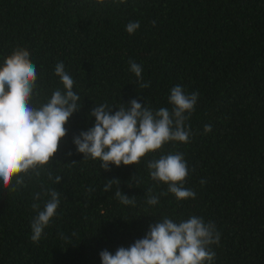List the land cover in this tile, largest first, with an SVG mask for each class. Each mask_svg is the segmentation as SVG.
I'll use <instances>...</instances> for the list:
<instances>
[{
    "label": "trees",
    "instance_id": "1",
    "mask_svg": "<svg viewBox=\"0 0 264 264\" xmlns=\"http://www.w3.org/2000/svg\"><path fill=\"white\" fill-rule=\"evenodd\" d=\"M129 22L140 25L131 35ZM20 48L36 66L33 106L63 90L54 74L62 62L81 108L39 178L25 177L14 192L0 186V264H102V251L131 246L165 217L178 223L192 216L220 234L211 264H264V0H0V65ZM129 61L142 66L150 87H140ZM177 85L198 93L188 143L169 142L139 165L108 172L100 161H83L73 139L95 125V106L107 104L114 114L137 100L154 112L170 110ZM170 153L183 154L184 187L194 199L161 195L167 185L151 179L147 163ZM113 179L134 204L116 198V184L103 191ZM149 188L156 205L146 202ZM49 190L59 192L60 204L33 243L31 223Z\"/></svg>",
    "mask_w": 264,
    "mask_h": 264
},
{
    "label": "clouds",
    "instance_id": "2",
    "mask_svg": "<svg viewBox=\"0 0 264 264\" xmlns=\"http://www.w3.org/2000/svg\"><path fill=\"white\" fill-rule=\"evenodd\" d=\"M111 2L123 4L125 0ZM95 4L103 6L105 0H95ZM139 26V22H129L126 31L131 35ZM29 57L27 50L16 49L0 65V186L7 192L23 186L25 177L33 174L40 177L67 135L68 120L81 108L80 97L73 91L74 80L62 62L56 64L54 74L60 78L63 90H54L50 100L39 107L33 106L37 71ZM129 64L140 87H150V81L142 82V66L135 61ZM197 98L198 93L188 95L177 85L168 97L170 110L160 108L154 112L137 100L128 106L121 104L114 114L107 104L95 106L90 112L95 117V125L74 137L73 143L84 156L83 161H100V168L105 172L113 165L117 168L139 165L142 158L155 154L169 142H189L192 133L186 121L195 110ZM211 130V125H205V133ZM147 168L153 181L167 185L168 191L161 195L171 193L177 202L195 198V192L184 187L189 170L182 153L162 155L149 161ZM48 179H53L50 173ZM61 180L57 175L54 182L60 184ZM120 183L119 179L107 180L103 191L108 192L116 184V198L122 204H134L135 197L123 195ZM45 195L50 199L31 223L33 243L40 240L60 204L57 190H49ZM34 199L39 200L40 193ZM146 202L149 205L159 202L150 188ZM32 208L38 210L40 205L33 203ZM219 240L215 225L206 224L202 218L192 216L177 223L165 217L150 226L144 238L127 248L120 247L114 255L102 251L100 257L102 264H211L215 253L210 246L219 244Z\"/></svg>",
    "mask_w": 264,
    "mask_h": 264
}]
</instances>
